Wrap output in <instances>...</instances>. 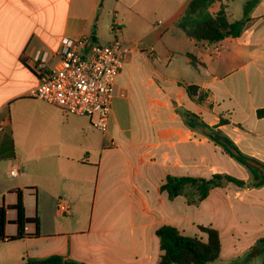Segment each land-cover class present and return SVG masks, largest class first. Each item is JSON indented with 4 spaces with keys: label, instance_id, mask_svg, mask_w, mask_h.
I'll return each mask as SVG.
<instances>
[{
    "label": "crops",
    "instance_id": "crops-1",
    "mask_svg": "<svg viewBox=\"0 0 264 264\" xmlns=\"http://www.w3.org/2000/svg\"><path fill=\"white\" fill-rule=\"evenodd\" d=\"M190 1L152 22L126 12L120 0H0V264L52 257L158 264L162 226L204 242L200 227L217 230L221 253L210 264L243 257L244 264H263L255 246L264 238V186L224 183L196 204L185 196L171 200L161 189L168 176L251 179L247 167L211 140L212 131L264 164V117L257 115L264 107V0L215 2L209 11L224 8L230 22L243 19L250 4L242 34L215 44L176 28ZM151 12L160 17L162 6ZM136 16L144 30L126 39ZM115 26L116 37L135 49L123 55L106 133L88 117L29 96L39 84L31 67L37 52H48L52 66L64 38L106 44ZM189 86L198 88L196 96ZM187 112L200 125L190 127ZM19 194L29 219L22 238H16ZM59 199L68 202L69 215L58 213Z\"/></svg>",
    "mask_w": 264,
    "mask_h": 264
},
{
    "label": "trees",
    "instance_id": "trees-1",
    "mask_svg": "<svg viewBox=\"0 0 264 264\" xmlns=\"http://www.w3.org/2000/svg\"><path fill=\"white\" fill-rule=\"evenodd\" d=\"M218 1L222 0H191L183 14L177 20L176 28L182 30L185 35L197 42H207L208 44L218 43L226 38L239 37L247 22L249 6L245 5V16L241 20L230 22L224 8L215 14L209 9ZM193 65L197 64L196 58L188 54ZM187 91L191 96H196L198 88L189 86ZM205 95H199L198 101H204ZM259 118L264 117V107L258 110ZM188 125L192 128L200 125L196 116L186 113ZM215 144L221 146L223 150L233 157L240 164L247 167L251 174V179L247 182L239 180L230 175L215 174L211 178L195 177H174L168 176L162 185V191L166 192L171 200L178 196H185L190 204H196L204 200L210 191L224 183H233L243 188H260L264 186V164L243 154L238 147L227 137L213 132L209 135ZM251 162L257 163L260 167H255ZM17 210L18 236H25V225L29 219L25 216L22 196L19 194L18 202L15 206ZM4 211L0 212V228L3 233ZM201 231L208 236L206 242L182 235L176 228L162 226L157 230L162 251L158 264H210L220 257L221 240L219 232L208 227H200ZM255 250H261L264 254V238L260 239L255 246ZM24 264H82L75 261H64L60 257H52L43 260H28ZM264 264V259H263Z\"/></svg>",
    "mask_w": 264,
    "mask_h": 264
},
{
    "label": "built area",
    "instance_id": "built-area-1",
    "mask_svg": "<svg viewBox=\"0 0 264 264\" xmlns=\"http://www.w3.org/2000/svg\"><path fill=\"white\" fill-rule=\"evenodd\" d=\"M116 28H112L114 40L106 44L89 37L64 38L52 66L48 52H37L31 67L39 77V84L30 90L29 96L68 114L88 117L94 128L106 133L117 77L124 65L123 55L135 49L116 37ZM119 96L125 98L127 92L120 91ZM57 211L61 216L69 215L68 202L59 199Z\"/></svg>",
    "mask_w": 264,
    "mask_h": 264
},
{
    "label": "rangeland",
    "instance_id": "rangeland-1",
    "mask_svg": "<svg viewBox=\"0 0 264 264\" xmlns=\"http://www.w3.org/2000/svg\"><path fill=\"white\" fill-rule=\"evenodd\" d=\"M183 1L184 0H120V5L123 7V9L126 12H130L129 9H133V11L139 12L140 15H144L145 18H147L148 20H151L152 22L153 21L156 22L159 19L164 18V13L170 11L171 8L177 6L178 4H180ZM112 2H113V4H115V1H112ZM158 5L162 6L163 13L160 15V17L159 16L158 17L151 16L152 9L154 8V6H158ZM111 14H113V13H111ZM129 14H132V13H129ZM136 17H134L133 20L127 25L128 29L125 31V38L126 39L134 40V39L138 38L144 30V27L141 24L137 23L136 19H138V17L137 18ZM111 23L112 22L110 20L109 22H107V25H105L106 34H109L108 30H109ZM125 27L126 26H124V28ZM120 39H123L122 36H120ZM244 261H245V257L238 259V260H235L234 263H232V262L230 263L229 259L226 260L225 262H229L228 264H244Z\"/></svg>",
    "mask_w": 264,
    "mask_h": 264
}]
</instances>
